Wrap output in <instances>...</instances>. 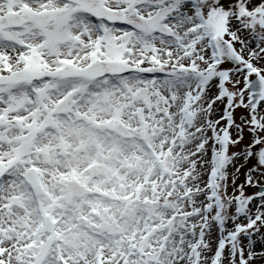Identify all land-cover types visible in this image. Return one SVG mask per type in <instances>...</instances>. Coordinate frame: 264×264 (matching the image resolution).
I'll list each match as a JSON object with an SVG mask.
<instances>
[{
    "label": "snow or ice",
    "instance_id": "1",
    "mask_svg": "<svg viewBox=\"0 0 264 264\" xmlns=\"http://www.w3.org/2000/svg\"><path fill=\"white\" fill-rule=\"evenodd\" d=\"M0 264H264V0H0Z\"/></svg>",
    "mask_w": 264,
    "mask_h": 264
}]
</instances>
